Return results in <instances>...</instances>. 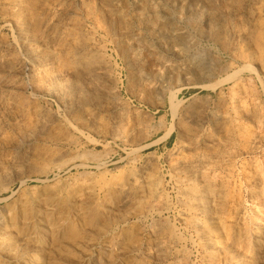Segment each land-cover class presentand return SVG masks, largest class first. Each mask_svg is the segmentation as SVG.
<instances>
[{
	"label": "rangeland",
	"instance_id": "rangeland-1",
	"mask_svg": "<svg viewBox=\"0 0 264 264\" xmlns=\"http://www.w3.org/2000/svg\"><path fill=\"white\" fill-rule=\"evenodd\" d=\"M9 1L0 0V43L18 53L17 34L6 23ZM94 1L104 18L101 59L111 65L116 98L134 128L133 145L107 137L114 116L109 98L80 97L91 123L63 114L51 99H39L64 123H93L97 132L88 136L96 144L53 125L0 151V264H158L149 230L178 229L174 217L183 208L169 163L209 152L212 169L227 168L222 242L234 251L249 249L246 264H264V230L261 249L246 243L255 233L254 221L264 227V0ZM52 2L37 1L42 18ZM124 48L129 58L119 50ZM10 152L17 162L5 167ZM68 159L63 169L50 170ZM129 172L138 176L140 189L123 206L113 186ZM198 180L196 193L204 190L205 178ZM187 252L182 264H202ZM222 257L215 255L214 264H223Z\"/></svg>",
	"mask_w": 264,
	"mask_h": 264
},
{
	"label": "bare ground",
	"instance_id": "bare-ground-1",
	"mask_svg": "<svg viewBox=\"0 0 264 264\" xmlns=\"http://www.w3.org/2000/svg\"><path fill=\"white\" fill-rule=\"evenodd\" d=\"M37 1L10 0L8 3L9 8L7 7L9 19L6 20V23L17 34L18 53L16 49V51L13 49V46L9 48L6 43V45L0 43V151L11 149L13 147L12 142L15 139L18 140V137L24 135L27 137V135H30L38 127L46 129L53 125H57L65 130L70 129L88 142L91 139L88 133L90 131L92 133L96 131L93 123L90 127H83L81 125L82 123L78 125L80 123L78 120L76 121L79 122L78 124L68 120L64 123V118H61L60 115L49 113L47 107L39 104V99H43V101L45 99H51L57 104L58 107H56L62 110L63 114H69L73 119L75 117H83L86 119L85 121H90L91 123L93 119L89 115V110H86V108L82 109L79 106V102L81 101L79 100L80 97L109 98L111 101L110 110L114 116L108 127L107 137L112 143H120L124 147H132L134 128L128 125L129 123H127V120L122 114L125 104L116 98V80L111 70V65L108 61L101 59L102 48L99 33L103 28L102 21H104V18L102 10L100 11L97 8L100 5L95 6L97 3L94 0H53L48 5V8L45 7L47 9V15L45 18H42L37 12V8L39 7H37ZM119 50H121L123 55L127 56L128 48ZM22 78L25 80L22 81ZM87 116L90 117L88 118ZM61 123L64 124L62 125ZM91 140L93 141V138ZM133 152V150H130V153L133 154ZM212 152L214 153L213 150ZM210 155L209 152V154L206 153L200 158L201 155L198 156L196 153H188L181 156V159L179 158L178 161L169 163L171 167L170 172H172L171 178L175 179L179 186V192L177 193L179 194V200L183 208L177 211L174 217L175 222L179 224L178 229L168 230L169 227L168 229L158 228V225L157 228L149 230L150 235L155 237L154 250L156 254H159L157 259L158 264H182L188 255L187 251H190L189 253L195 252L201 257L202 264H214L215 262L213 260L215 255L223 256V264H246L249 261L248 258L250 256L245 254L249 249L245 253L239 252V249L234 251L227 242H222L223 225L221 226V221L224 220H222L221 203L222 197H224V191L221 185L223 182L222 179L226 176L227 168L220 165L221 167L217 171L212 169L211 164H208ZM16 157L19 158L17 154ZM71 157L69 158L72 161L79 156L73 159ZM232 157L230 156V158ZM225 159L228 158L225 157ZM56 160L60 161V157ZM70 160L56 163L50 170L63 169ZM134 160L135 158L129 163L131 168ZM16 162L10 152L2 165L5 167H14ZM82 165L85 166V162H82ZM197 178L201 182L205 178V181L202 183L204 190L198 193L192 191V187L195 185ZM206 179H209L208 183H206ZM210 182L212 184L207 188ZM202 185L198 184V187ZM138 189H140L138 176L132 172H129L124 179L117 181L113 186L114 192L119 196L118 202L123 206ZM156 190L158 189L155 188L154 191L156 192ZM194 204H196V209ZM186 205L188 206L187 209H185ZM157 210L159 209L157 208ZM250 222L249 224H252ZM227 227L229 226L227 225ZM253 227L255 233L253 236L251 235V240L248 239L246 243L251 244L255 249H261L263 242L261 234L263 233L264 227L256 221L253 222ZM181 231L185 232V234L192 232L195 235L181 238L182 235L179 234ZM225 231L227 230L224 227V233ZM224 235L225 241L227 233ZM235 246L237 247L238 245L235 243ZM248 247L250 248L249 245H246V248ZM217 258L219 259V257Z\"/></svg>",
	"mask_w": 264,
	"mask_h": 264
}]
</instances>
